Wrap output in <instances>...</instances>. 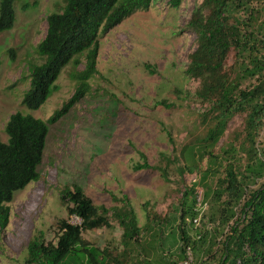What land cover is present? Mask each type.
<instances>
[{"label":"rangeland","instance_id":"rangeland-1","mask_svg":"<svg viewBox=\"0 0 264 264\" xmlns=\"http://www.w3.org/2000/svg\"><path fill=\"white\" fill-rule=\"evenodd\" d=\"M202 1L182 0L175 8L171 0H154L148 10L137 11L111 31L100 33L98 72L89 81V92L67 115L49 125L44 160L38 168L40 180L17 192L9 204L10 224L0 234V264H23L35 236L42 235L46 245L58 251L67 247L70 232L62 221L77 220L71 217L76 205L62 200L66 188L78 186L96 206L112 207L128 197L141 226L148 223L149 215L171 219L167 234L179 224L182 193L196 183V191L204 195L206 186L199 184L204 171L222 170L231 159L226 151L244 118H229L218 142H205L208 127L200 118L204 108L195 96L199 82L186 73L198 45L188 24ZM65 6V0H17L14 27L0 33V142H9L5 127L13 114L48 122L76 92L75 74L85 69V54L78 58L80 64L74 59L64 68L38 110L23 105L34 69L46 63L38 46L47 33V17L63 13ZM263 7L253 4L257 10ZM258 34L263 41L259 55L264 57V27ZM234 62L232 54L229 64ZM258 82L259 75L249 77L242 87ZM159 101L169 106L158 105ZM259 141L263 147L264 129ZM234 158L244 162L239 153ZM144 163L148 169H134ZM216 180L210 173L206 184L214 189ZM210 206L200 228L188 221L192 237L207 235L201 250L193 249L196 264H219L227 236L236 221L244 218L240 207L236 217L222 227L210 220ZM113 225L111 229L93 227L80 235L101 249L121 250L123 229L118 222ZM151 239L145 235V244ZM179 253L166 246L145 264H177Z\"/></svg>","mask_w":264,"mask_h":264},{"label":"trees","instance_id":"trees-1","mask_svg":"<svg viewBox=\"0 0 264 264\" xmlns=\"http://www.w3.org/2000/svg\"><path fill=\"white\" fill-rule=\"evenodd\" d=\"M16 1L0 0V33L14 27ZM65 1L63 13L47 17V33L38 46L46 63L34 69L31 89L23 105L38 110L50 97L64 68L74 59L76 65L80 64L78 58L84 54L86 67L75 74L78 86L72 98L48 122L20 112L10 117L5 127L9 142H0V234L10 224L9 204L15 194L41 178L38 168L44 160L49 125L67 115L90 90L89 81L98 72L100 33L111 31L137 11L148 10L154 2ZM181 3L182 0H171L175 8ZM254 3L264 4V0H203L188 24L197 35L198 45L190 55L186 73L199 82L195 96L204 108L200 118L208 127L205 142L217 143L229 118L236 115L244 118L242 129L234 133L233 144L226 151L231 159L225 162L222 170H205L199 183L206 186L204 201L211 204V221L217 220L225 227L236 217L238 208L242 207L244 214L227 236L219 264H264V145L261 147L259 141L264 129V57L259 55L263 41L258 36V30L264 27V23H260L264 7L257 10L253 8ZM232 54L235 62L230 65ZM258 75L257 84L242 87L244 80ZM158 105L169 106L166 101H159ZM236 153L241 155L243 163L242 159L234 158ZM148 168L147 163L134 167L137 171ZM210 173L217 177L214 189L206 184ZM163 177L168 181L166 173ZM259 181H263L261 186L254 189ZM197 186L193 183L182 193L179 224L168 234L166 230L171 219L149 215L148 223L141 226L128 197L122 199V204L112 207L96 206L78 186L66 188L62 200L76 205L71 217L78 216L81 225L62 221L70 232L67 247L62 251L46 245L42 235L35 236L28 244L23 264H145L147 258L157 256L166 246L180 252L177 264L180 261L181 264L187 258L188 247L201 250L207 242L206 233L200 238L192 237L188 229L190 224L194 227L188 221L199 215ZM114 201L118 202L116 198ZM114 222L123 229L121 250L118 247L101 249L80 235L93 227L111 229ZM147 234L152 239L145 244Z\"/></svg>","mask_w":264,"mask_h":264},{"label":"built area","instance_id":"built-area-1","mask_svg":"<svg viewBox=\"0 0 264 264\" xmlns=\"http://www.w3.org/2000/svg\"><path fill=\"white\" fill-rule=\"evenodd\" d=\"M207 209H208V205L204 201V195L199 194L197 199V211L199 212V215L196 218H194L192 221H190V223H192L195 228H200L202 226L203 217ZM72 218H75L77 220V222H71L72 224L81 225L82 221L78 216H73ZM198 238H200V236ZM181 264H196L191 246L188 247L187 258Z\"/></svg>","mask_w":264,"mask_h":264}]
</instances>
